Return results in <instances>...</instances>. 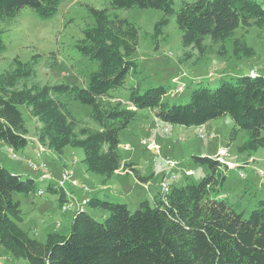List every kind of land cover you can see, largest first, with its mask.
<instances>
[{
  "label": "trees",
  "instance_id": "16d2710c",
  "mask_svg": "<svg viewBox=\"0 0 264 264\" xmlns=\"http://www.w3.org/2000/svg\"><path fill=\"white\" fill-rule=\"evenodd\" d=\"M60 1L0 0V20L15 17L24 7L49 19ZM131 7L162 12L155 34L175 15L182 47L197 50L200 57L213 51L223 55L224 42L237 28L264 29V0H181L177 10L174 0H110V8L87 6L91 22L76 44L82 55L97 62L87 85L40 83L35 64L41 54L28 61L14 57L0 73V140L16 151L27 146L28 128L19 109L25 105L35 119L34 137L41 147L58 155L66 146L81 148L86 171L110 178L124 168L141 182L148 180L118 151L120 132L137 117L138 109H148L172 126H201L228 115L233 125L230 139L240 130L246 135L238 152L264 147V75L257 72L221 77L214 88L199 83L184 103L164 100L163 85L142 92L132 86L125 102L111 93L137 67L139 27L117 13ZM3 47L0 36V51ZM233 51L236 57L254 53L244 37H234ZM63 96L89 105L90 122L76 119ZM192 158L208 169L199 181L161 190L152 203L140 200L134 211L125 202L91 196L84 205L105 211L103 219L81 206L67 234L48 233L44 242L20 227L22 211L14 198L15 193L34 191V180L0 165V244L31 264H264V199L257 200L247 216L236 211L228 199L220 198L225 163L206 155ZM57 189L62 204L67 201L64 190L47 180V190Z\"/></svg>",
  "mask_w": 264,
  "mask_h": 264
},
{
  "label": "rangeland",
  "instance_id": "374dc122",
  "mask_svg": "<svg viewBox=\"0 0 264 264\" xmlns=\"http://www.w3.org/2000/svg\"><path fill=\"white\" fill-rule=\"evenodd\" d=\"M87 6L110 8V0H61L56 14L49 19H42L24 7L15 17L0 20V36L4 44L0 51V73L9 67L14 57L28 61L39 53L41 58L35 64L38 82L86 86L89 72L97 67L95 60H90L76 49L82 30L91 22ZM180 6L181 0H174V8L177 10ZM117 13L139 27L138 46L134 54L136 70L127 75L122 87L111 92L123 102L135 85L139 86L140 92L148 87L163 85L167 89L164 100L184 103L191 89L199 83L214 88L221 77L244 75L251 70L264 75V29L252 26L245 31L237 28L233 37L224 42L223 55L213 51L200 57L197 50L182 47L175 15L169 17L162 33L155 34L154 25L162 16L160 10L131 7L118 9ZM234 37H244L254 53L236 57ZM186 51L189 56L184 55ZM62 99L69 103L76 119L90 122L89 105L67 96ZM19 109L28 128V144L23 150L16 151L0 140V165L34 180V191L28 195L15 193L14 198L19 200L22 211L20 227L40 242H44L51 232L67 234L71 217L81 206L95 219H103L105 211L84 205L91 196L125 202L128 209L134 211L140 200L147 199L152 203L153 196L161 191L162 180L169 187L199 181L208 169L197 165L193 155L212 156L225 163L227 169L220 198L228 199L236 211H243L247 216L257 200L264 199V147L254 152H238L237 147L246 135L244 130H240L230 139L233 125L228 115L201 126H172L157 119L150 110L138 109L137 117L120 132L118 151L123 160L131 161L148 180L141 182L132 173L125 174L127 171L124 168L110 178L86 171L81 161V148L66 146L63 154L58 155L41 147L34 137L35 119L25 105H20ZM163 127H167L168 131L164 132ZM143 139L153 140L161 155L175 160L176 165L171 167L155 159L153 150L141 143ZM37 151L40 157L35 156ZM28 161L43 163L46 169L31 168ZM63 163H66L65 167ZM46 172L51 174L50 181L56 182V187L62 172L67 173V180L60 184L66 192L64 199L67 198V201L59 202V189L47 190V180L41 178ZM0 264L31 263L14 256L0 244Z\"/></svg>",
  "mask_w": 264,
  "mask_h": 264
},
{
  "label": "built area",
  "instance_id": "2783aa9c",
  "mask_svg": "<svg viewBox=\"0 0 264 264\" xmlns=\"http://www.w3.org/2000/svg\"><path fill=\"white\" fill-rule=\"evenodd\" d=\"M250 74H251V75H254L255 72H254L253 70H251V71H250ZM162 130H163L164 132H167V131H168V128H167V127H163ZM141 143H142L147 149H152V150H153V152L156 154L155 159H158V160H160L161 162H164L165 164H167V165H169V166H171V167L176 165V161H175V160L171 159V158L168 157V156H165V155L162 156V155H161V151H160L159 147L157 148V146H156V144L154 143L153 140H146V139H143ZM41 150H42V149H40V151H41ZM13 155H14V154H13ZM40 155H41V154L39 153V151H37V152L35 153V156H36V157H40ZM29 160H30V159H29ZM28 165H29L31 168H39V167H41V168H45V169H46V165L43 164V163L40 164V163H36V162H33V161H28ZM67 176H68V175H67L66 172H62L61 177H60V179L58 180L59 185L62 184L65 180H67ZM41 178L50 181L51 174H49L48 172L43 173L42 176H41ZM54 183H56V182H54ZM168 188H169V186H168V184L166 183V181H165V180H162V181H161V190H162V191H167ZM62 208L65 209V206L62 205Z\"/></svg>",
  "mask_w": 264,
  "mask_h": 264
},
{
  "label": "crops",
  "instance_id": "0c3cea01",
  "mask_svg": "<svg viewBox=\"0 0 264 264\" xmlns=\"http://www.w3.org/2000/svg\"><path fill=\"white\" fill-rule=\"evenodd\" d=\"M126 144H128V143H126ZM126 144H124V145H126ZM68 165V164H67ZM63 166L65 167L66 166V163H63ZM134 166V165H133ZM120 170V169H119ZM119 170H117L116 172H119ZM189 172H191V171H187V173H189ZM128 173H132L131 171H128V172H125V174H128ZM65 194H66V192H65ZM66 196V195H65ZM65 200H67V198H65ZM73 216V215H72Z\"/></svg>",
  "mask_w": 264,
  "mask_h": 264
}]
</instances>
